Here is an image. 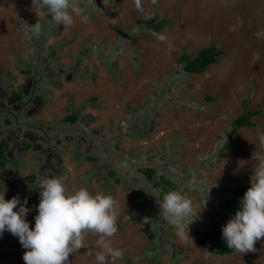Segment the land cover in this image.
Returning a JSON list of instances; mask_svg holds the SVG:
<instances>
[{
    "label": "rangeland",
    "instance_id": "374dc122",
    "mask_svg": "<svg viewBox=\"0 0 264 264\" xmlns=\"http://www.w3.org/2000/svg\"><path fill=\"white\" fill-rule=\"evenodd\" d=\"M78 2L79 7L72 13L71 26L55 22L54 25L59 24V29L55 32L61 35L60 40L55 41L60 45L67 43L68 45L62 49H70L73 53L83 42L90 41L93 46H99L102 40L114 42L119 34L120 37L118 36L115 42L116 47L109 51L112 56L109 55L105 59L102 55H97L103 61L106 60L105 63L99 64L103 74L99 81L103 94L99 100H103L105 96L107 102L110 101L113 105L116 102L117 108H120L118 111H121L125 104L142 107L146 98L154 99L153 93L173 89L178 102L168 105L165 97L166 103L159 107L162 113L156 119V130L147 136V140L160 136L163 144L170 143L168 141L171 139V146L175 140L173 135L177 134L179 146L171 157L181 167L186 168L182 175L185 174L184 177L188 179L182 181L180 187L183 191L190 188L205 191L208 189L205 199L207 204L201 209L196 205L193 207L194 214L198 215L189 224V237L184 240L177 236L176 229L164 219L160 209L153 210V217L156 218H153L154 220L144 214L146 219L143 221L142 217L135 215L137 210L135 206L143 202L144 196L139 197L140 191L137 197H133L130 191L129 198L134 203L133 207H122L119 199L120 207L125 208L120 211L118 206H115L119 230L107 239L114 248L123 250V256L116 261L109 259L107 264H264V237L254 244L255 251L242 254L234 251L216 255L197 245L191 235V231L199 228L221 231V226L232 214L222 211L217 204L218 201L229 196L236 187L250 183L255 167L253 153L261 152L257 135L264 132V0H78ZM40 11L41 9L33 7L32 0H0L1 61L11 62V55L8 53L11 47H6V43L23 49V44L27 42L24 40L22 21L27 23L26 19H31L33 24L40 23L37 19L39 14L42 15ZM85 15L89 17L86 22L81 19ZM154 15L157 17L155 23L162 21L161 28L141 29L138 20H146ZM129 27L132 28V34L137 36L131 46L133 59H136L133 62L136 63L135 70L133 71L130 60L125 58V64L121 63L119 76H116V69L111 61L113 58L118 61L119 55L123 53L121 50L127 47L129 42L125 43L124 33ZM138 30L139 33L135 34ZM84 32L88 34L81 42ZM156 34L164 35L166 40L163 42L158 40ZM105 43L109 47V41ZM210 44L222 50L217 61L210 64L201 74L185 73L182 68L183 62H180L181 55L195 57L200 49ZM89 48L91 49V46ZM77 56L73 59V64L77 61ZM82 69H87L86 65L82 66ZM81 80L80 84L68 90L73 92L76 89V93H79L78 89H82L79 95L73 94L76 99L89 94L93 91L92 88H100L89 81ZM61 96L56 94V104L49 102L44 108L42 118L53 121H40L53 128L56 125L57 130H61L62 122H54L53 117L54 112L62 111L64 106ZM245 109L260 110V113L251 117L253 125L234 127L233 121ZM102 113L100 110L96 117ZM24 119L26 121L28 118ZM14 128L12 124L9 126V130ZM20 129L24 132L25 126H21ZM51 131L54 134V129ZM139 131L142 130L138 129L137 132ZM170 132H173L172 136L169 135ZM15 133L21 135L18 130ZM59 135L60 140H66L62 147L66 146V149L73 153L79 137L70 136L69 131H63ZM166 135L170 139L163 138ZM136 139L138 144L140 139ZM74 159L64 155L63 163L58 168L59 177L64 178L65 187L71 185L70 179L66 176V168L72 169L74 163L77 168L85 167L87 164L81 159ZM81 170L79 169L77 173L80 174ZM24 173L27 174L28 171L22 169L19 177L12 180L15 187H11L12 195L5 199L19 195L22 201L27 199L26 207L32 209L30 212H36L35 206L39 201L35 202L34 199L30 200L25 196L27 179L24 178ZM93 175L98 177L100 174ZM78 182L80 184L77 187L72 181L73 188L68 190L89 188L85 181L77 180V184ZM93 182L94 179L88 181L91 185ZM96 184L102 191H107L98 181ZM168 185L174 187L168 180L160 182L158 186ZM171 186L169 189H172ZM100 189L88 190L95 194L102 193ZM182 190L178 189L183 193ZM152 192L157 193V189L154 188ZM165 193V190L161 191V200ZM150 201L148 197L147 202ZM127 214L130 217H127ZM141 215L143 216L142 213ZM26 219L29 222L27 217ZM33 223V220L30 221L29 226L31 227L30 224ZM6 235L11 241L7 240ZM99 239L98 234L88 232L84 240L85 247L70 255L67 264H96L95 253L100 250L96 242ZM147 249L149 251H146ZM25 251L18 238L8 231L0 236V264H24L22 256ZM89 252L91 255L87 254ZM155 253L156 255H153Z\"/></svg>",
    "mask_w": 264,
    "mask_h": 264
},
{
    "label": "flooded vegetation",
    "instance_id": "af4514ba",
    "mask_svg": "<svg viewBox=\"0 0 264 264\" xmlns=\"http://www.w3.org/2000/svg\"><path fill=\"white\" fill-rule=\"evenodd\" d=\"M40 13L42 15L39 14L37 17L41 24L40 33L28 39L24 38L27 43L23 44V49L6 43V47H11L8 53L11 55L12 63H4L0 58V182L3 183H0V189L4 185L6 189L4 197L12 195L11 187H15L12 180L15 177L18 178L21 170L24 169L28 171L23 175L27 179L25 196H28L27 198L30 200L34 199L35 202L39 201L40 190L37 183L40 177H59L58 168L63 163V156L66 155L70 159L75 158L74 160H76L77 158L83 160V163H87L85 167L77 168L74 163L71 166L72 169L66 168V176L67 179H70L69 184H71L66 185L67 189L73 188L72 181L75 186L79 185L80 182L77 184V180L85 181V185L89 187L87 189H100V186L96 184L98 181L104 190L105 187L107 189L105 192L100 189L102 193L111 195L115 200V206H118L120 211L125 208L120 207L118 200H121L122 207H133L134 203L129 197L131 193L133 197H137V193L140 191L139 197L144 196L143 202L141 205L135 206L137 208L135 215L142 217L143 221L146 219L144 214L154 220L153 210L159 209L161 191L182 190L180 187L182 181H188L184 177L185 174L182 175L186 168L181 167L171 157L175 153L176 147L179 146L178 135H173L175 140L171 146L172 141L168 135L163 136V138L170 139L168 144H163L159 139L160 136L156 139L153 137L150 141L147 140V136L156 130V119L162 113L159 107L166 103L165 97L168 105L178 102L174 90L165 89L153 93L154 99L147 100L146 98L142 107L125 104L121 111H118L120 108H117L116 102L114 105L110 101L107 102L104 95L103 100L100 101L99 97L103 94V90H100L101 83L99 81L103 74L99 64L105 63L106 60L103 61L102 58L107 59L109 55L112 56L109 51L116 47L115 42L119 34L115 37L114 42L102 40L100 43L98 42L101 45L93 46L90 41L83 42L85 35L88 34L84 32L81 39L83 43L71 53L70 49H62L68 45L67 43L64 45L57 43L61 36L60 33L55 32L59 29V24L54 25L55 22H49L50 16L46 17L44 10H41ZM26 21L27 24L29 22V25L33 24L31 19H26ZM138 23H141V29L155 30L154 25L148 19L138 20ZM125 31V43H129L126 48L121 50L123 53L119 55L118 61H115L114 58L111 61L116 69V76H119L120 71L118 70H120L121 63L125 64V58L130 60L133 64V71L135 70L136 63L133 62L136 59H133L131 46L137 36L132 34L133 31L130 27ZM138 33L139 30L135 34ZM107 41H109V47L105 43ZM81 47L83 49L80 50ZM98 54L102 55V58H98ZM76 56L77 61L73 64L72 61ZM180 62H183L182 68L185 73L197 74L186 69L185 60L181 59ZM84 65L87 69H82ZM81 79L100 88H92L93 91L89 94L76 99L82 89H78L79 93H76V89L73 92L72 90L68 92V90L72 86L80 84ZM56 94L62 95L64 101L62 111H55L53 117L54 122H62L61 130H57L56 125L53 128L40 122L44 120L42 118L44 117V108L49 105V102L56 104ZM73 94L76 96L74 97ZM100 110L103 112L102 115L96 117ZM24 117L28 119L25 121ZM44 121L51 122L53 119ZM11 124L15 126L14 130H9ZM21 126H25L24 132H21ZM51 129H54V134ZM138 129L142 131L137 132ZM17 130L20 131L21 137L15 133ZM63 131H69L70 136L79 137L76 150L73 149V153L66 149V146L62 147L66 140H60L59 134ZM172 133L170 132L169 135ZM136 138L140 139L138 144H136L138 140ZM60 147L62 148L60 149ZM89 151L90 154H88ZM51 165L53 166L50 167ZM79 169H82L80 174L77 173ZM93 173L100 175L95 177ZM5 176L7 177L5 178ZM92 179H94L93 185L88 183ZM165 180L170 181L174 187L171 185L158 186ZM170 186L172 189H169ZM154 188L157 189V193L152 192ZM143 189L146 191L144 192ZM194 191L196 192L194 193ZM204 191L190 188L183 193L193 201V207L196 205L201 209L203 205L207 204L204 202L206 201ZM148 197L151 199L150 203L147 202ZM232 197L233 192L217 203L225 213L229 212L225 203ZM35 215L36 212L27 214L29 223L34 221ZM135 215L133 214V216ZM140 217L139 219H141ZM125 220L128 219L125 218ZM196 231L220 230L199 228L191 231L192 239L198 245L193 235V232ZM6 238L10 240L8 235ZM199 246L203 247L200 244Z\"/></svg>",
    "mask_w": 264,
    "mask_h": 264
},
{
    "label": "clouds",
    "instance_id": "9594fccd",
    "mask_svg": "<svg viewBox=\"0 0 264 264\" xmlns=\"http://www.w3.org/2000/svg\"><path fill=\"white\" fill-rule=\"evenodd\" d=\"M32 5L44 10L46 17L50 16L49 22L71 26L72 13L79 7V2L32 0ZM81 19L86 22L89 17L85 15ZM22 22L26 39L40 33V23ZM156 38L162 42L166 40L162 34H156ZM257 139L261 152L253 153L255 167L250 186L240 198V206L234 215L221 226L227 248L241 254L255 251L254 244L264 237V132H259ZM37 185L39 203L35 206L36 215L31 227L26 219L32 210L26 207L27 199L22 201L16 195L6 200L4 185L0 189V236L8 231L18 238L21 247L26 249L22 256L24 264H67L70 255L85 247L88 232L100 237L96 242L100 249L95 253L96 264L122 258L123 250L114 248L107 239L119 230L115 200L111 195L93 194L85 187L69 191L62 177L41 176ZM207 192L208 189L203 193L205 199ZM159 209L164 219L174 226L177 236L181 240L187 239L188 226L198 215L194 214L191 199L181 191L171 190L159 201ZM87 254L91 255L90 252Z\"/></svg>",
    "mask_w": 264,
    "mask_h": 264
},
{
    "label": "trees",
    "instance_id": "16d2710c",
    "mask_svg": "<svg viewBox=\"0 0 264 264\" xmlns=\"http://www.w3.org/2000/svg\"><path fill=\"white\" fill-rule=\"evenodd\" d=\"M157 17L156 15L150 16L148 21L154 25L155 29H160L162 26V21L155 23ZM222 54V50L218 49L214 44H210L199 50L195 57H190L189 55H181V59L186 61V69L192 73L201 74L203 73L210 64L217 61V57ZM260 110H247L245 109L243 113L233 121V126L241 128L244 126H251L253 122L251 117L258 115ZM235 130V129H233ZM250 186V183L237 187L233 191V197L228 199L225 203V207L228 211L234 215L235 211L239 208L240 198L243 196L244 192ZM195 241L205 247L208 252L212 254H227L233 253L234 250L228 249L225 241L222 238L221 231H196L193 232Z\"/></svg>",
    "mask_w": 264,
    "mask_h": 264
}]
</instances>
